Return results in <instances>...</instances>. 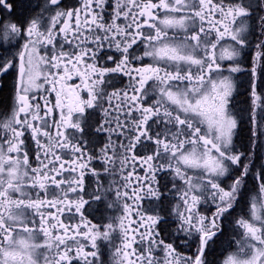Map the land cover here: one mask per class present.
I'll return each mask as SVG.
<instances>
[{"label": "snow or ice", "instance_id": "obj_1", "mask_svg": "<svg viewBox=\"0 0 264 264\" xmlns=\"http://www.w3.org/2000/svg\"><path fill=\"white\" fill-rule=\"evenodd\" d=\"M75 260L264 264V0H0V264Z\"/></svg>", "mask_w": 264, "mask_h": 264}, {"label": "flooded vegetation", "instance_id": "obj_2", "mask_svg": "<svg viewBox=\"0 0 264 264\" xmlns=\"http://www.w3.org/2000/svg\"><path fill=\"white\" fill-rule=\"evenodd\" d=\"M240 99H243V97H241ZM259 165V162H257V166ZM130 171L132 170L131 168L129 169ZM137 171H139V169H137ZM141 175L143 174L142 172L140 173ZM52 212L55 213L56 210L52 209ZM70 217H72V213H69L67 211L64 212V214L60 217L66 224H75L77 222H79V217L76 216L75 218L70 219ZM86 244H88V247H90V243L89 242H85ZM87 250V249H86ZM185 254L187 253V249H183L182 250ZM73 253H75V245H73ZM74 264H81V262L79 260H75Z\"/></svg>", "mask_w": 264, "mask_h": 264}]
</instances>
